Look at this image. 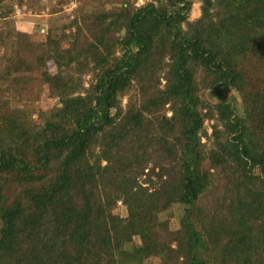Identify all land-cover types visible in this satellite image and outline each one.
Segmentation results:
<instances>
[{"label":"trees","instance_id":"obj_1","mask_svg":"<svg viewBox=\"0 0 264 264\" xmlns=\"http://www.w3.org/2000/svg\"><path fill=\"white\" fill-rule=\"evenodd\" d=\"M131 1L81 15L67 46L48 30L38 48L0 16L9 58L54 62L58 99L40 123L20 100L0 113L19 140L0 142V264H129L124 229L161 264H264V0H202L194 21L190 0ZM220 147L235 159L214 163Z\"/></svg>","mask_w":264,"mask_h":264},{"label":"rangeland","instance_id":"obj_2","mask_svg":"<svg viewBox=\"0 0 264 264\" xmlns=\"http://www.w3.org/2000/svg\"><path fill=\"white\" fill-rule=\"evenodd\" d=\"M190 1L192 6L189 17L191 21H194L201 15L202 0ZM146 2L147 0L131 1L135 7L143 6ZM121 3L122 0H22L11 4L6 3L3 7H0V16L9 11L10 15L7 17V21L16 30V33L26 34L25 36L29 37L38 48L44 47L48 30L53 31L54 38L62 37L64 39L63 45L67 46L68 40L65 37H69L76 32L75 27H70L74 20L81 15L104 10V6L107 7L105 9L109 10L111 8L110 4L115 6V4ZM5 21L4 18L0 19V31L2 29L8 30L11 27L9 23L5 24ZM123 37L124 33L119 32L115 37L116 39L114 38L110 42L109 51L114 59L119 58L122 53L115 40ZM10 50L11 47L0 45V59L4 62L10 59L14 69L11 86H7L8 83L0 79V113L5 116L6 113H4L3 106H19L18 100H20V106L26 110L28 109V112L30 111L34 122L40 123L41 119H38L39 116L46 115L48 110L57 105L58 99L53 96L54 93L50 84L51 78L56 74V66L54 62L44 61V56L41 52L35 53L17 47L16 53L9 58ZM85 80L88 81L89 78ZM86 86H88L87 82ZM232 94L239 100L238 95L230 92V96ZM127 102V98L124 97L123 106H127ZM7 111L9 112L10 109ZM211 126L212 124L207 122L206 127L209 135L212 133ZM13 138L9 130L0 129V142L3 141L6 142L5 144L11 145V142L16 143L18 140L16 136ZM202 142H205V139ZM209 154L214 163H223L227 160L235 159V156H230L223 147L211 149ZM208 166L209 163L206 164V167ZM172 202L176 201L173 200ZM116 214L126 216L125 208L119 205ZM179 215L180 209L177 203L172 207L170 206L168 213L163 216L165 220H169L172 231L180 229ZM123 233L126 239L124 254L129 264H161L163 262L164 259L156 255L155 251H134L136 241L131 237L127 229H124ZM192 237L193 235L189 233L185 240ZM199 254L203 260L209 262L206 248L200 250Z\"/></svg>","mask_w":264,"mask_h":264}]
</instances>
